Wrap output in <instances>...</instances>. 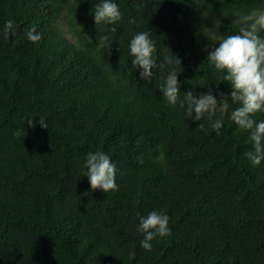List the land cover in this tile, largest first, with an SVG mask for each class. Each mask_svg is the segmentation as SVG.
Returning a JSON list of instances; mask_svg holds the SVG:
<instances>
[{"label":"trees","instance_id":"trees-1","mask_svg":"<svg viewBox=\"0 0 264 264\" xmlns=\"http://www.w3.org/2000/svg\"><path fill=\"white\" fill-rule=\"evenodd\" d=\"M112 2L121 19L96 26L102 0H0V264H264V161L243 155L250 133L225 115L217 135L187 104L170 106L159 70L142 79L129 48L149 32L158 63L182 60L180 100L211 88L219 101L232 87L207 61L211 38L238 34L264 0ZM96 151L117 165V190L91 189ZM153 210L171 233L147 251L140 223Z\"/></svg>","mask_w":264,"mask_h":264},{"label":"clouds","instance_id":"clouds-1","mask_svg":"<svg viewBox=\"0 0 264 264\" xmlns=\"http://www.w3.org/2000/svg\"><path fill=\"white\" fill-rule=\"evenodd\" d=\"M177 2H184V0H177ZM196 2L198 3V0ZM208 14V11L203 13L204 16ZM121 17L118 4L112 0H102V3L94 6L96 26L102 23L115 25ZM218 20H216V24ZM236 23L239 25L238 34H214L211 38L219 46L213 48L207 61L214 65L216 70L225 73L223 81L229 82L232 87L230 96L220 93L219 101L211 88L207 93H201L199 96L193 91L186 92L184 93L185 99L180 100L181 92L178 80L180 72L175 70V66L181 67L182 60L172 54L163 56L158 63L154 56L156 52L154 41L147 31L136 33L130 41V55L133 57L131 65L133 69L137 67L142 69L141 78L149 82L154 76L153 69H158V74L163 80L159 89L166 102L170 106H175L178 102L181 107L187 104V116L196 121L207 117L217 135L220 134L219 130L223 127L225 115L229 116L239 130L249 132L253 150L246 151L243 155L253 167H256L264 161V121L257 122L253 118L257 113L264 112V37L260 35L261 32H264V9H254L248 14L241 15ZM14 31L13 21L8 20L4 28L5 38L9 33L14 34ZM110 31L116 32L117 29L112 27ZM27 37L32 42L41 39L34 28L27 32ZM98 40L106 43L109 36L98 37ZM229 99L233 104L239 105L230 114L228 112ZM39 123L43 128H48L43 118ZM27 124L35 127L33 119H29ZM198 127L203 129L204 125L200 123ZM85 167L88 169L86 175L89 177L93 191L100 189L108 193L117 190L118 168L109 155L101 151L89 152ZM169 219L167 214L156 210L151 211L146 217H141L140 229L145 233L140 245L143 249L151 251L153 239L157 236L163 238L170 235Z\"/></svg>","mask_w":264,"mask_h":264},{"label":"rangeland","instance_id":"rangeland-1","mask_svg":"<svg viewBox=\"0 0 264 264\" xmlns=\"http://www.w3.org/2000/svg\"><path fill=\"white\" fill-rule=\"evenodd\" d=\"M205 17H207V16H205ZM216 17H214L213 19H215ZM70 37V36H69ZM71 38V37H70Z\"/></svg>","mask_w":264,"mask_h":264}]
</instances>
